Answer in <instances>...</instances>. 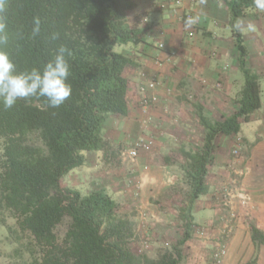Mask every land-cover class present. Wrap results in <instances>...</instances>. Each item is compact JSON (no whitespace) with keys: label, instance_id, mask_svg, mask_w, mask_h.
Returning <instances> with one entry per match:
<instances>
[{"label":"trees","instance_id":"1","mask_svg":"<svg viewBox=\"0 0 264 264\" xmlns=\"http://www.w3.org/2000/svg\"><path fill=\"white\" fill-rule=\"evenodd\" d=\"M226 4L232 24L255 6L253 0H226ZM134 5L135 0H8L6 20L12 38L6 50L17 71L42 70L61 44L72 51L66 57L72 94L59 108L49 107L45 98H33L6 110L0 100V211H9L15 219L18 230L8 231L29 253L32 264H185L183 246L195 228L192 206L208 192L206 176L215 138L220 133L239 134L261 106L259 76L246 66V49L234 29L245 76L236 109L217 120L201 102L195 103L206 130L203 143L179 149L183 162L178 166L179 181L171 189L183 195L178 215L183 234L154 257L135 252L133 221L119 212V204L104 189L83 195L61 185L66 174L85 162L81 151H100L107 158L113 145L102 136L103 122L108 116L128 114L124 70L133 61L115 45L139 41L138 32L127 23ZM37 16L40 32L32 38ZM54 32L59 39L52 40ZM31 135L38 136L41 144L30 142ZM65 217L70 223L60 240L55 229ZM251 230L253 239L264 243V233L255 226Z\"/></svg>","mask_w":264,"mask_h":264},{"label":"crops","instance_id":"2","mask_svg":"<svg viewBox=\"0 0 264 264\" xmlns=\"http://www.w3.org/2000/svg\"><path fill=\"white\" fill-rule=\"evenodd\" d=\"M159 1L135 0L128 11L127 23L138 32L139 39L137 44L130 42L122 49L133 61L124 70L128 80V114L108 116L101 130L119 152L139 137L152 139L151 151L141 150L133 163L123 166H112L108 156L102 158L100 151L90 153L92 171L71 170L61 183L62 187L76 189L83 195L104 189L118 204L135 205L133 225L136 221L139 229L143 228L152 239L157 234L154 244L165 242L159 239L161 232L173 238L177 236L173 229H181L177 210L170 208V213H163L158 206L169 205L173 200L169 189L179 181L180 147L193 148L203 143L206 130L195 113L193 99L199 100L213 118L221 120L234 113L245 83L234 36L236 23H231L226 0H207L206 4L184 0V7L191 9L196 19L192 39L185 36L178 17L180 9L160 10ZM144 17L149 19L147 24ZM238 19L243 21L242 27L246 28L248 22L255 25V31L238 32L246 49V66L259 76L261 106L242 124L239 134L220 133L215 138L214 158L206 176L208 192L192 206L195 228L183 246L185 264H213L211 252L221 239L231 211L238 213V218L232 221L227 253L220 264H264V243H257L251 230L255 226L264 233V12L254 6ZM160 41L165 43L163 50L157 48ZM170 51L175 56L168 61ZM156 57L165 60L162 66L156 65ZM142 71L163 81L157 88L156 106L140 105L138 85ZM234 145L240 150L236 158L231 154ZM240 169L244 174L231 196L220 197L218 189L232 185L234 172ZM134 181L139 185V197L125 192L126 188L131 192ZM148 256L153 257L151 253Z\"/></svg>","mask_w":264,"mask_h":264},{"label":"clouds","instance_id":"3","mask_svg":"<svg viewBox=\"0 0 264 264\" xmlns=\"http://www.w3.org/2000/svg\"><path fill=\"white\" fill-rule=\"evenodd\" d=\"M255 7L264 12V0H253ZM206 4L207 0H200ZM221 8L223 4L219 5ZM8 0H0V100L4 108L11 109L20 100L32 102L33 98H45L51 108H59L72 94V87L67 80L70 76V65L66 57L72 56V51L64 44L59 45L51 61L43 69L33 67L31 70L17 71V66L6 50L12 36L8 30L6 13ZM186 27L196 23V19L189 17ZM40 18L34 17L31 37L35 38L40 32ZM243 21L237 20L235 27L241 32L255 31V25L248 22L242 27ZM52 40L59 39V33L52 34Z\"/></svg>","mask_w":264,"mask_h":264},{"label":"rangeland","instance_id":"4","mask_svg":"<svg viewBox=\"0 0 264 264\" xmlns=\"http://www.w3.org/2000/svg\"><path fill=\"white\" fill-rule=\"evenodd\" d=\"M129 44H130V42L117 44V45H115V50L118 52H122L123 47H125V46L128 47ZM190 95H191V93H190ZM193 101H195V103L199 102V100H197V102H196L195 99H193ZM245 127H247V126H245ZM245 127H244V130L246 129ZM29 141L34 143V144H38V145L41 144L38 136H36V135H31L29 137ZM130 145L125 147L124 149L123 148L120 149L121 150L120 152H119V150H117V148L113 147V149L108 154V159H110L109 162L112 164V166L113 165L117 166L119 164H121L123 166V165H128V164L133 163L126 156V151L129 149ZM236 146L237 145H234L232 147V150ZM196 147H199V146L197 145V146H194L193 148H196ZM81 153L85 156V162L80 167L74 168L73 169L74 173H78V171L82 170V169L85 171L87 170L88 172L92 171L91 168H93V166H90V161H89L90 159H89L88 155L90 153H99V152L93 151V150H84V151H81ZM99 154L102 155L101 152ZM178 155H179L180 160H181V161H179V163L181 164L183 162V160H182V157H181L179 151H178ZM180 164H179V166H180ZM134 182H136V181H134ZM134 182H132V183L134 184ZM233 186H235V184L227 186L231 192H233L235 190V188L237 187V185L235 187H233ZM130 187L132 188L131 192H129L128 188L125 189V192H127V194H129L130 197H139V194L136 195L134 193V192H138L136 187L135 186L133 187V185H131ZM169 190L171 191V193H173V194L169 195V197H173V200L170 199L171 202H169L170 203L169 205H163L162 204V205L158 206V208L163 213H170L171 209L172 210L175 209V210H177V213H178L177 215H179V209H180V206L182 204V196L183 195L181 193L176 192L174 189L170 188ZM220 191L221 190L218 189V192H220ZM175 194H177L178 197H176ZM178 199H179V201H178ZM134 206H131V205L127 204L126 202L125 203L120 202L119 203V212L122 214L129 215V218L133 221L132 217L135 216L137 213V210ZM171 219H172V217H171ZM174 219H175V217H174ZM180 222L181 221L179 220L178 227L180 226L181 229L180 230L179 229H173L175 232H177V236L174 235L173 238H171V237H168L164 232H161L162 234H160L159 235L160 238L159 237L158 238L165 240V242L166 241L167 242L166 243L161 242L158 244H154L153 241L156 240L155 237L158 235L154 234L153 239L150 238L144 232L145 230L143 228H141V230L139 229L138 223H136V221H135L134 222L135 226H133L134 231H135V236L132 239V247H133L134 251L137 252L138 254L149 255L151 253L153 257L156 256L160 250H162L166 247H169L171 244L175 243L180 238V236L183 234V231H184L183 230V224H182V222L181 223ZM69 223H70V218L65 217L63 219V221L56 227L55 232H56L57 237L60 240L63 238V236H64V234L68 228ZM168 224L171 225L170 222H168ZM9 227H11V229H13V230H18V228L16 226L15 219L13 217H11L9 211L3 209L0 211V264H32V258L30 257V255L26 251V249L23 246H20L19 243H15L13 241L14 239H13L12 232L8 231ZM172 228H174V227H172ZM23 236H24L23 241H27L29 239L26 234H23ZM145 239H147L149 242L148 247L143 246V240H145ZM16 248H20L21 252L16 253L15 252Z\"/></svg>","mask_w":264,"mask_h":264},{"label":"built area","instance_id":"5","mask_svg":"<svg viewBox=\"0 0 264 264\" xmlns=\"http://www.w3.org/2000/svg\"><path fill=\"white\" fill-rule=\"evenodd\" d=\"M172 7H175L177 9H180V13L178 15L179 21L181 22L183 29L185 30V36L187 39H192L195 37V24L191 27H186V20L189 17H193V11L191 9H188L184 7V0H160L157 4V8L160 10H169ZM149 21L148 17L143 18V22L147 24ZM157 48L159 50L165 49V43L163 41H160L157 43ZM175 56L174 51H170L167 56V60L170 61ZM164 59L160 57H156L154 62L157 66H162L164 64ZM140 84L138 85V93L140 97V105L143 108L146 107H153L156 106V104L159 102V96L157 93V88L160 86L163 81L152 77L149 75L146 71H142L140 74ZM217 86H220V83L217 84ZM144 125L145 129L148 127V123H145ZM238 139V138H237ZM239 140V139H238ZM153 141L151 138H144L139 137L136 140L132 142L129 149L126 151V156L134 162L140 151H151L152 149ZM232 157H239L240 156V150L239 147H235L232 152ZM243 170H237L234 172L235 178H233L231 184H237L240 178L243 176ZM133 186L137 187L139 186L137 181L132 183ZM221 191L218 193L220 197H224L225 199L227 197H230L232 192L229 190L228 187H223L220 189ZM137 195V192H135ZM224 199V200H225ZM245 201H247V198H244ZM244 201V202H245ZM226 202V201H225ZM227 220H225L224 227L222 228V236L221 239L218 241V243L214 246L212 252H211V261L213 264H220L223 261V258L225 254L227 253V244L226 240L229 237L230 233L232 232L233 227V220L238 218V213L235 211H231V213L228 214ZM143 246L148 247L149 242L147 239L143 240Z\"/></svg>","mask_w":264,"mask_h":264}]
</instances>
